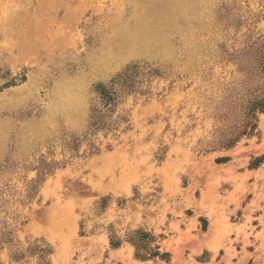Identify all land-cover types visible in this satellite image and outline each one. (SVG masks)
Segmentation results:
<instances>
[{
	"label": "rangeland",
	"instance_id": "rangeland-1",
	"mask_svg": "<svg viewBox=\"0 0 264 264\" xmlns=\"http://www.w3.org/2000/svg\"><path fill=\"white\" fill-rule=\"evenodd\" d=\"M261 98L264 0H0V264H264Z\"/></svg>",
	"mask_w": 264,
	"mask_h": 264
},
{
	"label": "trees",
	"instance_id": "trees-1",
	"mask_svg": "<svg viewBox=\"0 0 264 264\" xmlns=\"http://www.w3.org/2000/svg\"><path fill=\"white\" fill-rule=\"evenodd\" d=\"M257 112H264V98L256 100L251 107L249 108L246 116V121L244 123V130L240 135L249 134L256 128V115ZM248 128H251L250 131ZM238 139H233V142H236Z\"/></svg>",
	"mask_w": 264,
	"mask_h": 264
}]
</instances>
